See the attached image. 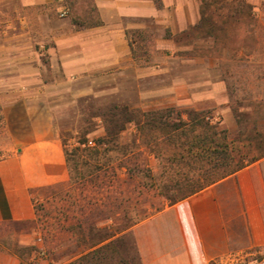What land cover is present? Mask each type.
I'll return each mask as SVG.
<instances>
[{"label":"rangeland","instance_id":"1","mask_svg":"<svg viewBox=\"0 0 264 264\" xmlns=\"http://www.w3.org/2000/svg\"><path fill=\"white\" fill-rule=\"evenodd\" d=\"M98 1L0 0V67L29 71L0 73V80L5 79L0 93L7 97L2 100L8 101L11 93L14 98L31 96L36 104L45 101L62 146L65 143L68 150L76 148L83 137L93 147L104 135L101 115L115 103L140 110L209 111L212 121L227 129L236 148L264 139V0H245L252 6L254 20L243 18L226 47L199 39L194 48L185 35L188 28L170 35V29L154 19H126V24L136 27L127 31L133 63L81 78L53 71L50 58L57 53L56 40L72 33V19H94ZM185 1L195 7L192 12L198 17L200 0ZM26 80L33 82L25 89L18 86L17 82ZM1 108L0 146L6 141ZM133 133L129 128L121 142L131 141ZM3 156L0 150V160ZM105 159L107 172L100 174L104 181L100 189L94 186L95 177H86L93 162L76 157L71 185L34 191V220L0 226V264H66L90 247L87 229L91 222L110 227L104 232L114 230L116 213L122 214L117 205L123 195L131 198L129 216L138 221L181 195L180 191L160 193L157 186L166 178L160 176L162 170L153 157L142 154L135 160L138 166L147 163L151 168L153 180H147L155 185L151 190L142 189L146 180L140 173L128 175L119 168L118 152H110ZM79 175L85 178L80 181ZM85 218L88 221L82 223ZM117 237L121 250L126 248L125 255L137 257L130 232ZM259 252L253 251L245 264H264V250Z\"/></svg>","mask_w":264,"mask_h":264},{"label":"crops","instance_id":"2","mask_svg":"<svg viewBox=\"0 0 264 264\" xmlns=\"http://www.w3.org/2000/svg\"><path fill=\"white\" fill-rule=\"evenodd\" d=\"M161 2L162 8L157 9L153 0H99L97 13L102 24L79 29L72 25L71 34L60 36L57 53L50 58L52 70L81 78L133 63L127 31L136 27L126 24V19H154L169 28L170 35L198 21L190 1ZM9 70L0 67L1 74L29 72L21 67ZM32 82L17 84L25 89ZM4 84L5 79L0 80V86ZM8 96V101L2 100L7 97L0 93L6 139L0 146L4 153L0 160V226L32 222L34 191L65 185L69 180L62 142L47 103L36 104L31 96ZM129 232L140 264H239L243 255L261 253L264 157L165 205L135 223Z\"/></svg>","mask_w":264,"mask_h":264},{"label":"trees","instance_id":"3","mask_svg":"<svg viewBox=\"0 0 264 264\" xmlns=\"http://www.w3.org/2000/svg\"><path fill=\"white\" fill-rule=\"evenodd\" d=\"M153 2L157 9L162 8L161 0ZM94 11H97L96 8ZM243 18L254 20L252 6L245 0H200L198 22L185 31L187 41L193 44L194 48H197L195 42L199 39H209L212 46L221 42L226 47L230 40L234 39V31ZM101 24L98 13L94 19H72V25L76 29ZM101 120L104 135L93 147L89 146L84 137L80 138L78 146L71 150L63 144L69 172L66 184H72V171L75 168L72 163L76 157H83L93 162L86 177H95L94 186L100 189L104 182L100 179V174L107 172L103 167L108 161L105 158L110 152L116 151L119 155V168L128 175L140 173L146 180L141 184L142 189L151 190L155 187L153 182H147L153 180L151 168L147 163L143 167L135 163L137 156L145 154L158 162L162 170L160 176L166 178L157 186L160 193L180 191L181 195L170 201V204H173L264 157V139H256L248 145L236 148L227 129L213 122L210 112L206 110H178L167 107L143 111L115 103L107 107L101 115ZM129 128L133 129V139L121 142V136ZM100 158L105 159L103 163ZM79 178L82 181L85 177L79 175ZM186 185L191 187L184 192L182 190ZM130 199L129 196L123 195L119 201L117 212L121 209L122 214L116 213L115 220H118V223L110 233L104 232L110 227H99L96 222H91L87 229L90 232V247L87 252L66 264H140L138 255L127 257L126 248L121 250L120 238L114 239L116 235L128 234L130 228L138 222L129 216ZM85 221L88 219L85 218L81 222Z\"/></svg>","mask_w":264,"mask_h":264},{"label":"built area","instance_id":"4","mask_svg":"<svg viewBox=\"0 0 264 264\" xmlns=\"http://www.w3.org/2000/svg\"><path fill=\"white\" fill-rule=\"evenodd\" d=\"M59 1H62V0H59ZM65 14H66V11L64 10V9H62V11H61V17H64L65 16ZM251 255H243L242 256V258H241V261L242 262H240L239 264H245V260L248 258V257H250ZM223 264H227V263H223Z\"/></svg>","mask_w":264,"mask_h":264}]
</instances>
